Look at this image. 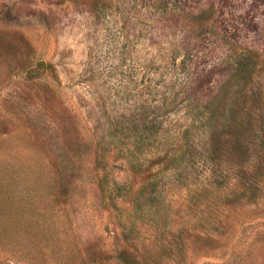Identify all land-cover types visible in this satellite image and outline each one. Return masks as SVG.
I'll return each instance as SVG.
<instances>
[{
  "label": "rangeland",
  "instance_id": "obj_1",
  "mask_svg": "<svg viewBox=\"0 0 264 264\" xmlns=\"http://www.w3.org/2000/svg\"><path fill=\"white\" fill-rule=\"evenodd\" d=\"M0 264H264V0H0Z\"/></svg>",
  "mask_w": 264,
  "mask_h": 264
},
{
  "label": "trees",
  "instance_id": "obj_2",
  "mask_svg": "<svg viewBox=\"0 0 264 264\" xmlns=\"http://www.w3.org/2000/svg\"><path fill=\"white\" fill-rule=\"evenodd\" d=\"M245 148L247 149V146Z\"/></svg>",
  "mask_w": 264,
  "mask_h": 264
}]
</instances>
